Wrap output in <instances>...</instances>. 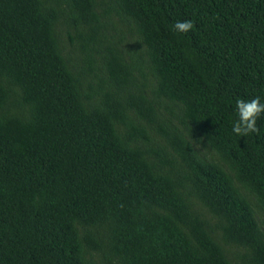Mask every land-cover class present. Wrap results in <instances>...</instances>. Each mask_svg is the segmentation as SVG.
Returning a JSON list of instances; mask_svg holds the SVG:
<instances>
[{"label": "trees", "instance_id": "16d2710c", "mask_svg": "<svg viewBox=\"0 0 264 264\" xmlns=\"http://www.w3.org/2000/svg\"><path fill=\"white\" fill-rule=\"evenodd\" d=\"M254 96L264 0H0V264H264Z\"/></svg>", "mask_w": 264, "mask_h": 264}, {"label": "clouds", "instance_id": "9594fccd", "mask_svg": "<svg viewBox=\"0 0 264 264\" xmlns=\"http://www.w3.org/2000/svg\"><path fill=\"white\" fill-rule=\"evenodd\" d=\"M193 27L191 19L178 20L173 29L179 33H187ZM236 117L231 124V132L244 137L258 131L257 120L264 114V100L260 96L251 99L238 98L235 101Z\"/></svg>", "mask_w": 264, "mask_h": 264}]
</instances>
